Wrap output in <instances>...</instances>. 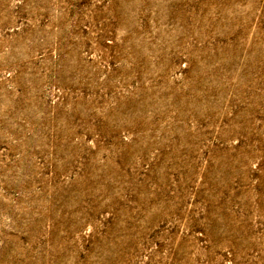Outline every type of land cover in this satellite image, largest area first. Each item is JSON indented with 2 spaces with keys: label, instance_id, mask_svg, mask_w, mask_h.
<instances>
[{
  "label": "rangeland",
  "instance_id": "374dc122",
  "mask_svg": "<svg viewBox=\"0 0 264 264\" xmlns=\"http://www.w3.org/2000/svg\"><path fill=\"white\" fill-rule=\"evenodd\" d=\"M0 264H264V0H0Z\"/></svg>",
  "mask_w": 264,
  "mask_h": 264
}]
</instances>
